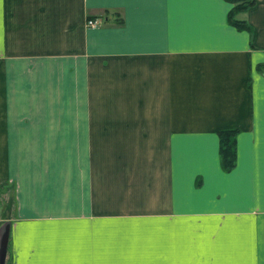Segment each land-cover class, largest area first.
<instances>
[{
	"label": "crops",
	"instance_id": "obj_1",
	"mask_svg": "<svg viewBox=\"0 0 264 264\" xmlns=\"http://www.w3.org/2000/svg\"><path fill=\"white\" fill-rule=\"evenodd\" d=\"M229 7L0 0L9 264H104L108 235L120 264H264V0L236 14L250 32L227 23ZM228 128L235 163L223 171ZM98 146L109 168L91 170ZM129 236L131 250L114 247Z\"/></svg>",
	"mask_w": 264,
	"mask_h": 264
},
{
	"label": "rangeland",
	"instance_id": "obj_2",
	"mask_svg": "<svg viewBox=\"0 0 264 264\" xmlns=\"http://www.w3.org/2000/svg\"><path fill=\"white\" fill-rule=\"evenodd\" d=\"M231 6V3H230ZM241 12V11H240ZM238 13V12H237ZM99 145V142H98ZM100 149V154L97 157L91 156L89 158V166L91 167V170L93 168L97 169L102 168V169H107L109 168V148L108 149H103L98 146V150ZM85 151H87L85 149ZM88 152V151H87ZM84 159V169L88 170V156L83 157ZM86 159V161H85ZM94 175V174H93ZM92 173L85 172L83 174V179L84 180H89L91 179ZM0 264H9L7 261V248H8V242H9V226H10V217L12 215V208H13V199H12V187L9 184H6L2 187L0 190ZM98 229L100 233L108 232L109 234V219H99L98 220ZM102 229H107V230H102ZM142 243L145 242L146 245L152 243V238L150 237H144L141 238ZM136 240L137 238H133L129 236L128 242H125L121 244L122 240L119 238V243L118 245L114 247H119L123 245L124 249L131 250L132 246H136ZM144 241V242H143ZM151 241V242H150ZM113 247V248H114ZM98 261L99 263H104V264H120L121 262V253L120 252H113L109 251V235H108V243L107 246H105V242H102V237H98ZM3 250V253H1ZM108 250V251H107ZM137 253L129 252L128 253V258L130 262L134 261L137 259ZM149 254H146V258L148 257Z\"/></svg>",
	"mask_w": 264,
	"mask_h": 264
},
{
	"label": "trees",
	"instance_id": "obj_3",
	"mask_svg": "<svg viewBox=\"0 0 264 264\" xmlns=\"http://www.w3.org/2000/svg\"><path fill=\"white\" fill-rule=\"evenodd\" d=\"M231 6L226 12V21L237 29H243L250 32V25L245 21L236 17L237 12L246 10L253 4V0H226ZM237 129L228 128L217 132L218 136V156L219 165L223 171L232 169L235 163V135ZM4 184L0 185V190Z\"/></svg>",
	"mask_w": 264,
	"mask_h": 264
},
{
	"label": "built area",
	"instance_id": "obj_4",
	"mask_svg": "<svg viewBox=\"0 0 264 264\" xmlns=\"http://www.w3.org/2000/svg\"><path fill=\"white\" fill-rule=\"evenodd\" d=\"M96 22H97V21H96L95 19H87V20H86V24H87V25H95Z\"/></svg>",
	"mask_w": 264,
	"mask_h": 264
},
{
	"label": "water",
	"instance_id": "obj_5",
	"mask_svg": "<svg viewBox=\"0 0 264 264\" xmlns=\"http://www.w3.org/2000/svg\"><path fill=\"white\" fill-rule=\"evenodd\" d=\"M1 253H3V250H2V252Z\"/></svg>",
	"mask_w": 264,
	"mask_h": 264
}]
</instances>
